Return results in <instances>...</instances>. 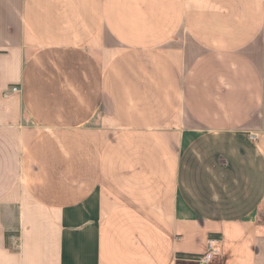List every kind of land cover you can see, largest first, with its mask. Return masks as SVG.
<instances>
[{
  "label": "crops",
  "instance_id": "crops-1",
  "mask_svg": "<svg viewBox=\"0 0 264 264\" xmlns=\"http://www.w3.org/2000/svg\"><path fill=\"white\" fill-rule=\"evenodd\" d=\"M216 239L264 264V0H0V264Z\"/></svg>",
  "mask_w": 264,
  "mask_h": 264
},
{
  "label": "built area",
  "instance_id": "built-area-1",
  "mask_svg": "<svg viewBox=\"0 0 264 264\" xmlns=\"http://www.w3.org/2000/svg\"><path fill=\"white\" fill-rule=\"evenodd\" d=\"M10 92L12 94H18L21 92V88L19 86H12L10 88ZM209 250L199 256H192L188 260L194 264H212L218 257L222 256V247L219 240H210L209 242Z\"/></svg>",
  "mask_w": 264,
  "mask_h": 264
},
{
  "label": "trees",
  "instance_id": "trees-1",
  "mask_svg": "<svg viewBox=\"0 0 264 264\" xmlns=\"http://www.w3.org/2000/svg\"><path fill=\"white\" fill-rule=\"evenodd\" d=\"M9 235H7V239H8ZM8 244V243H7Z\"/></svg>",
  "mask_w": 264,
  "mask_h": 264
}]
</instances>
